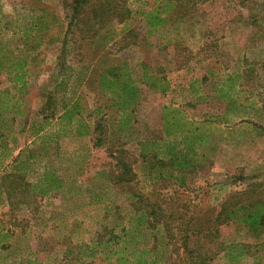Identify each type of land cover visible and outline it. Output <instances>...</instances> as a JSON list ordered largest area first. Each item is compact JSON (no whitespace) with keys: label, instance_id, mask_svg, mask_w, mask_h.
<instances>
[{"label":"rangeland","instance_id":"obj_1","mask_svg":"<svg viewBox=\"0 0 264 264\" xmlns=\"http://www.w3.org/2000/svg\"><path fill=\"white\" fill-rule=\"evenodd\" d=\"M185 1L188 5L179 13L183 21L176 28L165 27L162 34H149L145 21L152 1L128 0L132 14L126 25L115 19L112 25L92 28L89 35L100 33L94 38L82 35L78 28L70 46L43 47L28 68L24 97L32 125L43 120V107L45 113L50 111L46 107L50 92L58 99L64 94L66 101L78 99L86 123L98 117V109L106 112L114 132L113 145L123 144L138 157L134 165L137 187L146 186L153 199L170 208L176 217L182 216L175 225L204 223L209 227L220 205L234 195H246L254 188L258 198L264 200V0ZM71 3L72 0H0V23L15 18L18 10L41 6L68 22ZM156 5L161 7L163 3ZM126 26L131 27L137 40L129 32L123 33ZM15 28L11 26L10 31ZM168 42L171 45L164 48ZM18 43L16 36L13 44ZM124 61L142 88V98L136 107L133 128L121 130L119 111L100 94L94 81L103 66ZM144 66L152 76H166L170 84L167 93L141 82ZM61 80L67 83L64 89L57 87ZM191 81L197 92L191 91ZM10 85L7 74L2 73L0 86ZM231 98L236 100L232 107ZM164 116L169 122L174 117L199 124L207 122L205 125L222 138L217 151L202 167L186 171L185 183L168 165L162 168L160 178L145 181L150 171L152 176L158 172L150 168L151 160L145 165L139 151L142 143L164 136ZM32 125L16 136V142L9 140L7 156L0 157V177L11 196L0 207V224L14 231L8 239L10 249L0 250V264H27L28 258L42 264H77V249L82 240L93 237L104 207L117 203L126 206L128 201L125 194L107 184L106 199L102 198L105 202L86 191L95 177L99 183L101 177L97 174L109 167L105 148H94L87 139L79 142L71 135L53 142L46 150L40 140L42 133L35 134ZM16 158L21 178L7 176L15 170L12 163ZM46 165H51V170L68 184L76 181L80 190L72 189L64 197L59 190L44 196L37 193L39 188L31 193L29 185L41 180ZM219 238L244 247L243 264H264V228L229 224L220 227ZM71 250L73 254H69ZM92 264L106 263L96 258ZM211 264H229V260L220 254Z\"/></svg>","mask_w":264,"mask_h":264},{"label":"trees","instance_id":"obj_2","mask_svg":"<svg viewBox=\"0 0 264 264\" xmlns=\"http://www.w3.org/2000/svg\"><path fill=\"white\" fill-rule=\"evenodd\" d=\"M151 1L152 7L145 12L149 34L154 31L162 34L165 27L176 28L183 21L179 13L181 8L187 7V1ZM162 3L161 7L156 5ZM174 11L177 14L174 15ZM131 14L128 0H72L70 12L66 16L68 22L55 11L41 6L31 10H18L15 18L7 20L4 24L0 23V75L6 73L11 83L8 88L0 86L1 158L7 156L5 152L9 149L8 141L16 142V136L32 125L27 100L24 97L26 78L29 66L36 61L42 48L62 45L63 49V46H70L75 29L78 28H81L82 35L94 38L100 33L89 35L92 28L102 24L112 25L115 19L126 25ZM11 26L16 28L10 31ZM128 26L122 30L123 33L129 32V36L137 40L138 37ZM70 35L72 36L69 37ZM16 36H19L20 40L17 45L13 44ZM85 39L83 42H87ZM169 45L171 42L163 47ZM99 75L94 82L100 94L119 111L118 123L120 122L121 130L128 126L133 128L137 121L136 107L142 98V88L128 63L114 62L103 66ZM140 80L151 89L163 93H167L170 88L166 76L160 74L152 76L145 66ZM66 85V81L61 80L57 87L64 89ZM190 89L197 92L195 82L191 81ZM235 101L231 98L229 106L232 107ZM46 107L50 111L45 113L46 109L43 107V120L32 125L35 134L42 133L40 140L43 149L48 150L50 147H47L53 142L71 135H75L79 142L87 139L94 148H105L110 158L109 167L97 174L101 177L99 183H96L98 178L95 177L86 191L94 199L105 202L107 184L110 189H116L117 193L125 194L128 201L126 206L117 203L104 207L93 237L89 241L82 240V245L77 249V264H92L96 258H102L106 264H211L220 254L228 258L229 264L245 262L244 247L220 240V227L239 224L255 230L264 228V200L258 198L254 188L251 191L247 190L246 195L237 194L225 200L215 217L211 218L213 224L209 227L204 223L175 225V220H182L183 217H176L170 208L153 199L152 195L146 192V186L137 187L138 173L134 165L138 157L123 144L117 147L113 145L114 132L110 130L106 112L98 109V117L86 123L78 99L71 98L66 101L64 94L62 99H58L54 92L49 93ZM163 119L164 136L142 143L139 151L145 165L151 160L150 168L158 172L156 176H152L150 171L145 181L160 178L162 168L168 165L178 173L181 182L185 183L186 171L202 167L212 156L211 153L217 151L222 138L217 137L215 130L205 125L207 122L199 124L176 117L169 122L166 116ZM14 162L12 167L15 170L7 176L21 178V175L17 174L22 170L20 163L18 165L17 158ZM50 166L46 165L38 183L29 185L31 193L37 192L39 188L37 193L44 196L51 191L59 190L64 197L65 194L72 192V189L80 190L76 181L68 184L55 170H51ZM91 188L98 189L99 192ZM103 197L105 199H102ZM10 198L7 184L0 177V207L7 204ZM77 225L80 226L81 223L78 222ZM13 234L12 229L0 224V250L10 249L8 239ZM215 240L217 242H214ZM69 254H73V251L71 250ZM27 264L42 263L37 259L28 258Z\"/></svg>","mask_w":264,"mask_h":264}]
</instances>
